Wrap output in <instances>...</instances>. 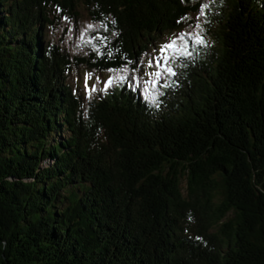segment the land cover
I'll use <instances>...</instances> for the list:
<instances>
[{
    "label": "trees",
    "instance_id": "obj_1",
    "mask_svg": "<svg viewBox=\"0 0 264 264\" xmlns=\"http://www.w3.org/2000/svg\"><path fill=\"white\" fill-rule=\"evenodd\" d=\"M0 264H264V0H0Z\"/></svg>",
    "mask_w": 264,
    "mask_h": 264
},
{
    "label": "rangeland",
    "instance_id": "obj_2",
    "mask_svg": "<svg viewBox=\"0 0 264 264\" xmlns=\"http://www.w3.org/2000/svg\"><path fill=\"white\" fill-rule=\"evenodd\" d=\"M79 25L78 29H76L75 31L73 30V22L72 21H68V20H64L62 22V26L59 27V30L53 31L54 32V36L55 37H62L63 40L65 42L70 41L71 40L74 42L76 37H78L80 34L84 33L86 31V29H84L83 25H84V21H79ZM72 33H74V37L72 36ZM200 33V32H199ZM201 34V33H200ZM185 35L186 33L183 32H166L164 37L161 39H157L154 41L155 47V53L152 54V57L154 58V62H151V60H148L147 58H145L143 60V64H144V72L143 75L141 77L142 82H144L146 84V87L153 86L152 85V80H156V77L151 76L150 74L156 71H160L163 73L162 77L157 80L155 87L160 85H163V82L165 80V73L167 72L166 69L167 68H171L173 69V67H178V62H177V56L180 55V52L183 51L184 49H188L187 52H189V54L192 55L191 52V48L187 46L184 48V43H185ZM183 37V39H178V37ZM172 40H176V47L173 49H168L165 52H160V49L163 45L169 43ZM186 51V50H185ZM158 55V56H157ZM165 57H167V59H165ZM158 58V59H157ZM157 60V62H156ZM148 61V62H147ZM151 64V66H150ZM150 66V68H149ZM86 74V73H85ZM83 75L82 73H79V78H78V82L80 84V86H88L89 89H93L94 88V83H95V79L93 76H87L90 75L89 73H87L86 75ZM151 78V79H149ZM109 80H111V82H116L117 78L116 77H111L110 74H108L107 76H105L103 78V80L100 82L101 84H105L107 83ZM147 80H151V81H147ZM136 81V80H135ZM154 87V88H155ZM182 187L185 186V181L183 180L181 183Z\"/></svg>",
    "mask_w": 264,
    "mask_h": 264
},
{
    "label": "snow or ice",
    "instance_id": "obj_3",
    "mask_svg": "<svg viewBox=\"0 0 264 264\" xmlns=\"http://www.w3.org/2000/svg\"><path fill=\"white\" fill-rule=\"evenodd\" d=\"M204 7H206V5H205ZM201 15H203V9L201 10ZM196 26H197V27H200L199 24H197ZM89 27H91V25H89ZM178 39H181V40H182L183 37H182V36H181V37H178ZM196 42H197V43H200V44H203V43H204L202 37H201V38H198ZM175 47H176V40H172V41H170L169 43L163 45V46L161 47V49H160V52L163 53V52H165L166 50H168V49H173V48H175ZM165 59H167V57H165ZM150 66H151V64H150ZM166 71H167V73L170 74V75H175V73L172 71L171 68H167ZM150 75L156 77V80H152V85H153V87H155V84H156L157 80H159V79L162 77L163 73L160 72V71H156V72L151 73ZM108 83H111V80H109Z\"/></svg>",
    "mask_w": 264,
    "mask_h": 264
}]
</instances>
